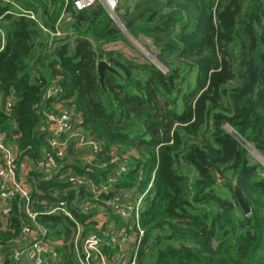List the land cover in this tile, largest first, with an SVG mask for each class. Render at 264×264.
Here are the masks:
<instances>
[{
	"label": "trees",
	"instance_id": "1",
	"mask_svg": "<svg viewBox=\"0 0 264 264\" xmlns=\"http://www.w3.org/2000/svg\"><path fill=\"white\" fill-rule=\"evenodd\" d=\"M73 1L0 0V136L31 166L29 208L56 245L42 264H79L74 237L78 248L90 233L100 239L104 264H145L159 244L151 264H264V166L247 154L264 161V0H138L131 16L127 1L117 0L120 26L102 1L80 11ZM64 16L67 35L55 37ZM136 33L150 39L165 73L104 49ZM98 61L112 70L102 73L103 88ZM56 105L70 116L68 131L98 145L89 163L90 150L74 157L76 140L64 133L54 138L66 140L63 157L50 151L43 114ZM48 153L58 168L49 177L35 170ZM120 166L125 172L115 175ZM183 168L195 173L192 182ZM122 191L144 194L136 224L133 215L123 220L103 203ZM57 202L78 234L68 218L48 215ZM85 205L91 207L83 212ZM21 206L14 198L0 223L4 247L26 223ZM100 207L135 235L127 262L129 247L110 240L119 229L106 227L111 220L97 227L92 218ZM86 264L100 260L88 256Z\"/></svg>",
	"mask_w": 264,
	"mask_h": 264
},
{
	"label": "built area",
	"instance_id": "2",
	"mask_svg": "<svg viewBox=\"0 0 264 264\" xmlns=\"http://www.w3.org/2000/svg\"><path fill=\"white\" fill-rule=\"evenodd\" d=\"M101 0H74L72 2L73 9L80 11L82 9L90 8L94 6L97 2ZM104 9L110 19L115 21L114 10L116 8L117 0H102ZM29 18L31 16L29 15ZM55 37L61 38L59 33L55 34ZM120 44V43H116ZM116 44L110 43L107 44V47H114ZM141 54V53H140ZM44 123L49 134L52 138L49 140L50 151L55 152L54 155L58 158L63 157L66 149V140L63 142L55 141L59 134H67L69 138L76 140L75 148H88L90 154L87 155L85 162L89 163L93 159V155L99 150V147L96 143L91 142L90 140L84 139L78 130H70V116L64 112L63 109L57 110L55 112H45ZM50 153V152H49ZM49 153L46 154L45 159L42 162H39L35 167L39 169V172L48 176V173L54 169V172L58 171L56 168L55 162L49 156ZM110 163H115V154L110 151ZM31 166L25 158H18L16 153V147L11 144H5L2 137L0 136V200L7 201L18 198L22 202V206L25 208V218L26 223L21 225L18 236L14 241H11L9 245L4 247L0 245V264H42V257L51 255L53 250V243L49 242L46 239V230L37 223L36 214L32 212L29 208V193L31 191L30 185V176ZM125 172V168L120 166L118 167L114 174H122ZM68 182L74 183L79 186H85L86 190L91 194L95 195L98 192V189H92L89 182L84 181L81 177H69ZM150 187V184L148 185ZM100 191H104V188H100ZM144 194H140L132 198L125 191L117 193V196H114L110 200L103 202L106 207H110L109 210L112 214L116 215L118 218L123 220L129 218L133 215V220L135 224L137 223L138 216L141 212V201ZM87 204V203H85ZM11 202L4 209V214L9 213ZM82 206V205H81ZM80 206V208H81ZM91 206L85 205L83 207V212L87 211ZM61 214L64 217L68 218L72 222L73 219L68 210L64 207L63 203L57 202L50 211L48 215ZM8 217V216H6ZM4 218L3 225L5 226L7 218ZM2 223V222H1ZM75 228L78 231L81 228L78 225H75ZM116 235L111 237L110 240L118 248L124 246L127 241V234L124 230L119 229L115 232ZM141 235V232L138 233V238ZM77 235L74 237V254H79L80 249L85 253V256H91L92 259H99L100 264L103 263V255L99 251L100 239L94 234L90 233L87 236L83 237L80 241V245L77 248L75 242L77 241ZM135 240V235H134ZM122 252V251H121ZM23 253V254H22ZM88 258L82 260L81 263H86Z\"/></svg>",
	"mask_w": 264,
	"mask_h": 264
},
{
	"label": "rangeland",
	"instance_id": "3",
	"mask_svg": "<svg viewBox=\"0 0 264 264\" xmlns=\"http://www.w3.org/2000/svg\"><path fill=\"white\" fill-rule=\"evenodd\" d=\"M127 1V8L126 9L127 11H125L126 14H132L133 10H134V6H135V2H137L138 0H123L122 2H124V5ZM140 1V0H139ZM129 2V3H128ZM139 3V2H138ZM134 4V5H133ZM161 5L158 6L157 10L159 11L160 14H162L163 12L166 11L165 8H160ZM119 10V8H118ZM122 10V8H121ZM131 10V11H130ZM137 10H140L141 11V8H137ZM116 16L118 17L119 19V12L117 11V9L115 10V13ZM116 19V21L118 20ZM66 19L64 17H62L58 23V26H57V32L60 34V36H64L67 32L64 31V27H65V24H66ZM112 22V21H111ZM122 22V21H121ZM131 22L134 23V25L136 24H139L141 23V20H138L137 17H133L131 18ZM123 24V23H122ZM67 35V34H66ZM70 39V38H69ZM125 41L120 44H116L114 47H107L105 48L106 50H117L119 51L120 53H122V55H124L125 57H127V59H130V60H133L135 61V63H138V64H151L153 65L158 71L162 72V73H165L166 72V63H162V61H159L156 56H157V52L156 50L154 49V46L152 44V42L150 41L149 38H146L138 33H136V39H132L130 38L129 36H126L125 38ZM141 53V54H140ZM238 57L237 56H234L233 58V67H234V70L236 69V64L238 62ZM188 82H190V80L187 78ZM186 81V80H185ZM236 85V80L234 82H232L231 84H229L230 88L231 87H234ZM229 88H227L226 90H228ZM222 102H224V100H222ZM60 106L59 105H56L54 107V112L57 111V110H60ZM243 147V146H242ZM244 148H247L246 145H244ZM70 150H72V155L74 157H77L79 156L80 154H82L83 151L87 150V149H84V148H81V149H75L74 147L71 148ZM89 152V150H88ZM247 154L248 156L251 158V159H258V163L263 165L264 166V161L262 159H260L258 156H256L254 154V152L252 151H247ZM130 154H127L125 156V158H128ZM184 171L186 172L185 174L188 176L190 182H192L194 179H195V173L189 169V168H183ZM261 176L264 177V174L263 173H260ZM12 200H7V201H1V203H3V207L0 203V215L2 217V220H1V227L3 228L4 225V220L3 218H5L6 216H8V213L7 214H4V209H5V206L9 205L10 202ZM104 208V206H103ZM102 207H100L99 209H101V212L99 213H95L93 215V219L96 220V225L97 227L101 226V224L111 220L109 223H107L106 227L109 228V229H113L114 228V224H115V227L114 230L116 229H121L119 228L121 226V222H115V219L113 216H110L108 213H106V211L104 212V209ZM20 212H22L23 214H25V208L24 206H21L20 208ZM114 223V224H113ZM74 225H78L74 222ZM95 225V226H96ZM94 226V228H95ZM88 228V226H87ZM96 229V228H95ZM127 236V241L125 242L124 246L120 247L122 249H124L126 246H128L129 251L127 253V256H126V262L128 260V258L130 257V253L133 252L132 250H134V247L133 245L135 244L134 243V234H129V235H126ZM154 242L153 238H151L148 242V245H152ZM56 245L54 244L53 245V248L55 247ZM163 247V244H159L158 246H156V249H154L152 251V255L151 257L147 256L145 257V264H151L153 262V258H154V254H155V251L159 248H162ZM136 249L134 250L133 253H135ZM23 254V253H22ZM76 255V258H77V261L79 264H86V263H81L82 260L85 258V260L88 258V256H85V253L80 249L79 251V254L77 255V253H75ZM51 256V255H50ZM78 256L82 257V258H78ZM45 264V263H44Z\"/></svg>",
	"mask_w": 264,
	"mask_h": 264
},
{
	"label": "water",
	"instance_id": "4",
	"mask_svg": "<svg viewBox=\"0 0 264 264\" xmlns=\"http://www.w3.org/2000/svg\"><path fill=\"white\" fill-rule=\"evenodd\" d=\"M95 70H96V74H97V77H98L99 86L101 88H103V85H102V73L105 70H107V71H112V70L108 67V65L104 61H98L95 64ZM233 194H234V198L236 199L239 207L242 209L244 214H248V208L246 207L244 202H242V200H241V198L239 196V193H238V191H237V189L235 187H233Z\"/></svg>",
	"mask_w": 264,
	"mask_h": 264
},
{
	"label": "clouds",
	"instance_id": "5",
	"mask_svg": "<svg viewBox=\"0 0 264 264\" xmlns=\"http://www.w3.org/2000/svg\"><path fill=\"white\" fill-rule=\"evenodd\" d=\"M101 1H102V0H101ZM115 9H116V8H115ZM105 12H106V11H105ZM114 13H115V10H114ZM106 14H107V13H106ZM107 15H108V14H107ZM114 15H115V18L118 19L117 16H116V14H114ZM108 17H109V16H108ZM64 18L67 19L65 16H64ZM109 19H110V17H109ZM110 20H111V19H110ZM111 21H112V20H111ZM112 22H113L116 26H120L118 20H117V21L115 20V21H112ZM105 48H107V45L104 47V49H105ZM50 112H54V111H50ZM66 181H67V180H66ZM67 182H68V181H67ZM151 182H152V177H151L150 182L148 183V185L150 184V186H151ZM127 194H128V193H127ZM6 218H8V217H6ZM0 223H1V222H0Z\"/></svg>",
	"mask_w": 264,
	"mask_h": 264
},
{
	"label": "crops",
	"instance_id": "6",
	"mask_svg": "<svg viewBox=\"0 0 264 264\" xmlns=\"http://www.w3.org/2000/svg\"><path fill=\"white\" fill-rule=\"evenodd\" d=\"M67 20V19H66ZM1 203V202H0ZM1 205H2V207L4 206L3 205V203H1ZM6 207V206H5ZM1 220H2V217H1V215H0V222H1ZM3 220H4V218H3Z\"/></svg>",
	"mask_w": 264,
	"mask_h": 264
}]
</instances>
